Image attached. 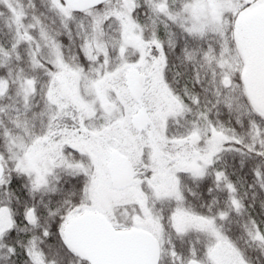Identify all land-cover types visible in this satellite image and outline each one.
Wrapping results in <instances>:
<instances>
[{"label": "snow or ice", "instance_id": "1", "mask_svg": "<svg viewBox=\"0 0 264 264\" xmlns=\"http://www.w3.org/2000/svg\"><path fill=\"white\" fill-rule=\"evenodd\" d=\"M0 264H264V0H0Z\"/></svg>", "mask_w": 264, "mask_h": 264}]
</instances>
